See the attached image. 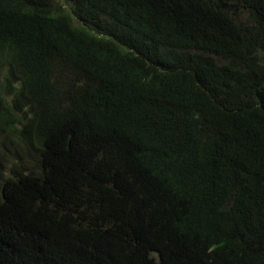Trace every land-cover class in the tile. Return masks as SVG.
I'll return each instance as SVG.
<instances>
[{
  "label": "trees",
  "instance_id": "trees-1",
  "mask_svg": "<svg viewBox=\"0 0 264 264\" xmlns=\"http://www.w3.org/2000/svg\"><path fill=\"white\" fill-rule=\"evenodd\" d=\"M0 264H264V0H0Z\"/></svg>",
  "mask_w": 264,
  "mask_h": 264
}]
</instances>
